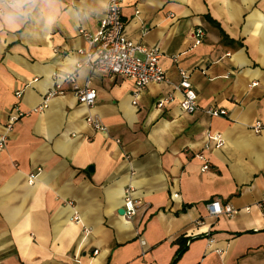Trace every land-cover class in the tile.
I'll list each match as a JSON object with an SVG mask.
<instances>
[{
	"label": "crops",
	"instance_id": "1",
	"mask_svg": "<svg viewBox=\"0 0 264 264\" xmlns=\"http://www.w3.org/2000/svg\"><path fill=\"white\" fill-rule=\"evenodd\" d=\"M107 2L0 19V264H264V0H122L124 35L159 49L167 78L139 93L84 65L80 31L98 30ZM180 70L197 108L181 111L178 91L157 108ZM71 73L96 90L91 107ZM128 188L146 204L130 221ZM213 200L232 216H210Z\"/></svg>",
	"mask_w": 264,
	"mask_h": 264
},
{
	"label": "built area",
	"instance_id": "2",
	"mask_svg": "<svg viewBox=\"0 0 264 264\" xmlns=\"http://www.w3.org/2000/svg\"><path fill=\"white\" fill-rule=\"evenodd\" d=\"M122 0H108L105 11L99 21V28L95 33L81 30L80 33L88 41V50L85 54L84 65L90 70L101 74H114L125 77L134 81L136 92L139 93L149 83H159L167 81L165 71L160 64L161 53L157 48H147L141 43L130 40L123 33L124 20L122 18ZM203 30L197 28L192 33L194 44L200 43ZM181 81L178 85H174L173 92L166 97L158 99L155 103L157 108L171 103L174 100V91L181 93L182 100L179 104L181 111L191 113L197 108V93L189 81L188 74L184 70H180ZM65 78L72 82V91L75 94L79 104L91 107L96 99V90L89 85L80 86L76 82L74 73L68 74ZM206 113L211 116L226 115L223 109L208 108ZM23 113L18 111L16 115L9 118V124L16 121ZM86 121L94 129H103L100 122L93 118L87 117ZM261 125L257 123L255 130L259 131ZM2 137L1 142H4ZM218 145H222V141L218 135L215 136ZM208 164L202 166V170H206ZM36 177L35 173L28 175V183L32 184ZM264 204V193L262 196ZM141 198L133 196L132 189L128 188L123 196V213L122 218L126 221L132 220L137 211L144 205ZM146 205V204H145ZM148 205V204H147ZM210 216L218 215L232 216L234 208L229 204H221L218 200H213L206 205ZM211 241V240H210ZM144 244V241H140ZM97 253V250L93 254ZM220 253V250H217Z\"/></svg>",
	"mask_w": 264,
	"mask_h": 264
},
{
	"label": "clouds",
	"instance_id": "3",
	"mask_svg": "<svg viewBox=\"0 0 264 264\" xmlns=\"http://www.w3.org/2000/svg\"><path fill=\"white\" fill-rule=\"evenodd\" d=\"M42 0H0V19L7 20L10 24L19 23L30 16ZM49 22L51 17H48Z\"/></svg>",
	"mask_w": 264,
	"mask_h": 264
},
{
	"label": "trees",
	"instance_id": "4",
	"mask_svg": "<svg viewBox=\"0 0 264 264\" xmlns=\"http://www.w3.org/2000/svg\"><path fill=\"white\" fill-rule=\"evenodd\" d=\"M185 247H183V248H179L178 249V251H177V253H176V257H178L180 254H181V251L184 249Z\"/></svg>",
	"mask_w": 264,
	"mask_h": 264
},
{
	"label": "water",
	"instance_id": "5",
	"mask_svg": "<svg viewBox=\"0 0 264 264\" xmlns=\"http://www.w3.org/2000/svg\"><path fill=\"white\" fill-rule=\"evenodd\" d=\"M123 211H124V209H123V208H121V209L119 210V213H120V214H122V213H123Z\"/></svg>",
	"mask_w": 264,
	"mask_h": 264
}]
</instances>
